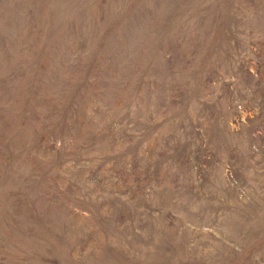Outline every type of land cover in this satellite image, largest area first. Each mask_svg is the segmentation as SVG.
Masks as SVG:
<instances>
[{"label": "rangeland", "instance_id": "374dc122", "mask_svg": "<svg viewBox=\"0 0 264 264\" xmlns=\"http://www.w3.org/2000/svg\"><path fill=\"white\" fill-rule=\"evenodd\" d=\"M0 264H264V0H0Z\"/></svg>", "mask_w": 264, "mask_h": 264}]
</instances>
